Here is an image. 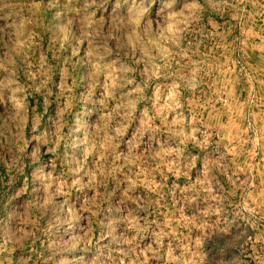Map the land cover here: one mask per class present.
I'll list each match as a JSON object with an SVG mask.
<instances>
[{
    "label": "rangeland",
    "instance_id": "obj_1",
    "mask_svg": "<svg viewBox=\"0 0 264 264\" xmlns=\"http://www.w3.org/2000/svg\"><path fill=\"white\" fill-rule=\"evenodd\" d=\"M263 5L0 0V264H264Z\"/></svg>",
    "mask_w": 264,
    "mask_h": 264
},
{
    "label": "crops",
    "instance_id": "obj_2",
    "mask_svg": "<svg viewBox=\"0 0 264 264\" xmlns=\"http://www.w3.org/2000/svg\"><path fill=\"white\" fill-rule=\"evenodd\" d=\"M249 1V0H248ZM251 2H253V1H251ZM251 2H250V6H251ZM263 8H264V5H263ZM249 10H251V7H249ZM263 13H264V11H263ZM252 15H255V12H252L251 13Z\"/></svg>",
    "mask_w": 264,
    "mask_h": 264
}]
</instances>
